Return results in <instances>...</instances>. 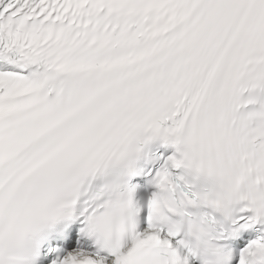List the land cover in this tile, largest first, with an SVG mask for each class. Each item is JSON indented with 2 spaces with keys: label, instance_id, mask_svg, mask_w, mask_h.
I'll return each mask as SVG.
<instances>
[{
  "label": "snow or ice",
  "instance_id": "snow-or-ice-1",
  "mask_svg": "<svg viewBox=\"0 0 264 264\" xmlns=\"http://www.w3.org/2000/svg\"><path fill=\"white\" fill-rule=\"evenodd\" d=\"M0 264H264V0H0Z\"/></svg>",
  "mask_w": 264,
  "mask_h": 264
}]
</instances>
